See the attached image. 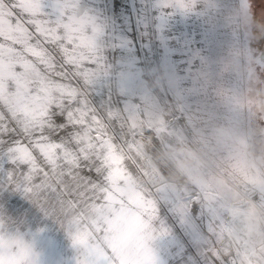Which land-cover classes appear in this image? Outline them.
<instances>
[{"label":"rangeland","instance_id":"rangeland-1","mask_svg":"<svg viewBox=\"0 0 264 264\" xmlns=\"http://www.w3.org/2000/svg\"><path fill=\"white\" fill-rule=\"evenodd\" d=\"M159 3L79 0L78 12L102 27L104 71L86 87L88 102L101 112H138L140 152L124 166L136 175L139 165L146 175L138 183L159 193L145 221L153 264H213L211 256L218 264H263L264 67L257 55L264 14L252 0H195L187 11ZM41 11L54 20L55 0H41ZM146 130L190 187L166 184L153 170ZM0 216V234L22 237L38 264H75L65 230L27 199L0 193Z\"/></svg>","mask_w":264,"mask_h":264},{"label":"snow or ice","instance_id":"snow-or-ice-1","mask_svg":"<svg viewBox=\"0 0 264 264\" xmlns=\"http://www.w3.org/2000/svg\"><path fill=\"white\" fill-rule=\"evenodd\" d=\"M78 3L55 0L53 20L41 0H0V193L19 194L54 218L75 264H153L145 221L159 193L138 183L146 175L139 165L136 175L124 166L140 152L138 112H101L88 102L86 87L104 71L102 27ZM0 264L38 261L22 237L0 234Z\"/></svg>","mask_w":264,"mask_h":264},{"label":"built area","instance_id":"built-area-1","mask_svg":"<svg viewBox=\"0 0 264 264\" xmlns=\"http://www.w3.org/2000/svg\"><path fill=\"white\" fill-rule=\"evenodd\" d=\"M143 137V150L146 160L160 179L166 184L190 187L189 177L156 143L153 132L146 130Z\"/></svg>","mask_w":264,"mask_h":264},{"label":"trees","instance_id":"trees-1","mask_svg":"<svg viewBox=\"0 0 264 264\" xmlns=\"http://www.w3.org/2000/svg\"><path fill=\"white\" fill-rule=\"evenodd\" d=\"M252 1L254 3V7H256L255 11L257 10L258 13L261 12L262 14H264V12L261 10V8L264 7V0H252ZM259 23L262 26V30H261V34H260V37H259V52L260 53L259 54L257 53L258 54L257 58L258 59L262 58L260 61H262V66L264 67V61H263L264 60V18L261 17V19L259 20ZM246 32L248 33L247 29H246ZM248 38H250L249 34H248ZM249 42H250V47H251L249 50L252 53V55L255 56L256 51H257V47L256 46H252L251 41H249ZM252 59L255 60L254 57ZM258 77H259V75H258ZM262 87H263V84H262Z\"/></svg>","mask_w":264,"mask_h":264},{"label":"bare ground","instance_id":"bare-ground-1","mask_svg":"<svg viewBox=\"0 0 264 264\" xmlns=\"http://www.w3.org/2000/svg\"><path fill=\"white\" fill-rule=\"evenodd\" d=\"M176 118H178V117H176ZM173 119H175V118H173ZM178 119H179V118H178ZM177 122H178V121H177ZM155 141H156V139H155ZM156 142H158V140H157ZM185 144H186L185 146H186L187 149H189V150L195 152L196 154L200 155V153H198V151L196 150V147L194 146V144H192V143L189 142L188 140L185 141ZM260 217H261V216H260ZM263 264H264V263H263Z\"/></svg>","mask_w":264,"mask_h":264},{"label":"clouds","instance_id":"clouds-1","mask_svg":"<svg viewBox=\"0 0 264 264\" xmlns=\"http://www.w3.org/2000/svg\"><path fill=\"white\" fill-rule=\"evenodd\" d=\"M228 130H225V132H227Z\"/></svg>","mask_w":264,"mask_h":264}]
</instances>
